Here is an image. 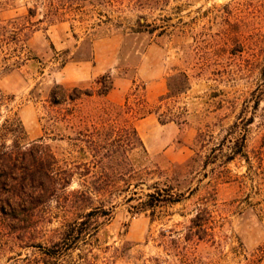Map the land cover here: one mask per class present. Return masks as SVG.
Here are the masks:
<instances>
[{
  "label": "rangeland",
  "instance_id": "374dc122",
  "mask_svg": "<svg viewBox=\"0 0 264 264\" xmlns=\"http://www.w3.org/2000/svg\"><path fill=\"white\" fill-rule=\"evenodd\" d=\"M263 67L264 0H0L1 121L104 191L0 215V264H264ZM156 190L181 200L144 211ZM81 207L85 240L48 258Z\"/></svg>",
  "mask_w": 264,
  "mask_h": 264
},
{
  "label": "trees",
  "instance_id": "16d2710c",
  "mask_svg": "<svg viewBox=\"0 0 264 264\" xmlns=\"http://www.w3.org/2000/svg\"><path fill=\"white\" fill-rule=\"evenodd\" d=\"M29 13L30 16H34L35 12L29 9ZM14 22L16 20H8V23ZM262 76L264 77V67ZM56 86L60 91L58 93L53 92L51 99L57 105L68 100L80 99L83 94L93 96V93L79 88H74L68 92L65 87ZM110 89L111 86H106L104 92H99L98 95H106ZM171 90L173 89L170 85ZM262 98L256 99V109L259 107ZM164 100L165 98L161 97L160 103H163ZM6 101V96L0 91V215L9 219L27 220L35 215L40 206L51 204L54 200L61 201L63 198V202L68 208L77 205L79 201L85 202V206H91L97 196L104 194L100 187L88 188L83 191H69L74 172L60 167L56 155L48 146L37 142L30 145L24 144L21 141V133L24 132V127L19 117L8 116L1 121L2 110L6 106ZM144 103L147 105L145 99ZM153 113L158 115V119L163 125L175 121L174 119H164L161 114L154 110L147 111L142 117ZM132 132L147 152L135 127H132ZM233 159L234 154L227 157L228 161ZM158 194H160L158 190L147 194L148 201L144 211L154 208L158 204L175 203L181 200L170 192L164 193L163 199H160ZM87 209L85 207L74 209L77 218L65 225L60 240L52 243L50 247H44L43 253L48 258L58 260L65 257L71 254L81 241L85 240L86 233L90 228L88 220L96 212L94 208L90 211ZM87 264L92 263L89 261Z\"/></svg>",
  "mask_w": 264,
  "mask_h": 264
}]
</instances>
